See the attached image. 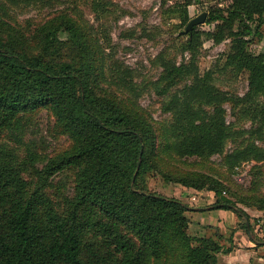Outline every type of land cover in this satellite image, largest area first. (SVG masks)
Returning <instances> with one entry per match:
<instances>
[{
	"label": "trees",
	"instance_id": "obj_1",
	"mask_svg": "<svg viewBox=\"0 0 264 264\" xmlns=\"http://www.w3.org/2000/svg\"><path fill=\"white\" fill-rule=\"evenodd\" d=\"M53 2L0 0V135L18 133L20 143L33 116L47 111L56 132L69 140L47 156L34 150L21 156L0 142V264H218L219 253L231 246L224 249L217 233H189L187 211L193 208L151 190L146 174L153 168L170 183L212 191L214 202L202 209L233 211L232 233L240 229L264 245L239 205L264 210L258 190L264 147L257 142L264 141V51L248 49L251 39L262 37L264 0H221L205 20L212 30L194 26L181 34V61L159 55L155 88L166 98L162 112L171 116L163 129L138 103L133 71L115 58L108 31L69 7L27 27L11 12ZM191 3L171 10L179 11L183 25ZM92 7L104 13L108 1L93 0ZM203 36L215 44L230 41L223 65L247 71L244 94L219 88L213 70H200ZM227 106L251 126L235 128ZM229 140L234 147L227 151ZM216 154L226 168L218 176L177 174L169 166ZM247 161L255 164L243 188L230 174ZM64 174L71 177V192L56 182Z\"/></svg>",
	"mask_w": 264,
	"mask_h": 264
},
{
	"label": "rangeland",
	"instance_id": "obj_2",
	"mask_svg": "<svg viewBox=\"0 0 264 264\" xmlns=\"http://www.w3.org/2000/svg\"><path fill=\"white\" fill-rule=\"evenodd\" d=\"M107 1L109 6L108 11L104 13L99 12L98 14L92 7L93 0H54L51 5L15 6L11 12L13 13V18L20 25L27 27L28 24H37L55 10L69 7L73 8L72 12L74 14L81 15L90 24H93L96 29L108 31L112 44L111 50H113L115 58L130 67L133 71V81L136 85L135 91L138 103L151 114L155 126L163 129L170 123L171 116L162 112L161 106L166 98L164 99L158 93V89L155 88L156 80L162 70L158 57L159 55H163L167 58H176L178 61L182 60L178 43L180 40L186 38V35H181L180 32L185 29L187 24H181L179 11L172 12L171 10L174 7L178 9L179 6L185 4L188 0ZM191 2V5L188 6L190 19L203 11L209 12L210 7L220 4L221 0H191ZM197 28L210 31L214 28V24L205 22L198 25ZM262 32V37H255L249 41L248 49L250 51H264V26L262 27ZM203 40L204 43L199 57L200 70L202 72L213 70L214 83L219 88L240 95L244 94L248 89L247 71L236 72L230 68H225L223 65L224 55L230 50V41L225 40L219 44H215L208 36H203ZM108 51L109 49H107ZM227 109L229 113L227 120L233 122L235 128H249L251 126V122L248 119L242 117L236 118L231 114L229 106H227ZM25 130L24 134L20 133V143L16 138V134L18 133H11L9 130L1 133L0 142H5L8 146L15 147L21 156H24L28 150H34L44 156L52 155L69 143V140L65 136H61L56 132L53 117L47 111H41L34 115ZM257 142L264 147V141ZM233 147L234 143L229 140L226 143L225 149L229 151ZM221 162L222 156L216 154L211 156L207 161L199 157H190L185 160L174 161L169 166L173 167V170L177 167L175 171L177 174L194 171L218 176L217 170H226L220 164ZM253 164H255L254 161L243 162L236 172L230 174L233 184L248 188L253 176V173L250 171ZM261 168L262 174L259 175L261 182L258 190L264 192V164ZM56 180V182H65L66 191L71 192V177L64 174L58 176ZM146 180L148 187L158 193L174 192L167 191L166 184L177 186L175 182L170 183L164 179L163 174L154 168L148 171ZM189 190L191 193H186V198H188L189 204L192 206L198 203L203 204L211 197L210 194L199 195L194 189ZM51 192L54 191L51 190ZM227 194L229 195V193ZM239 205L250 214L255 234L260 241H263L264 210L247 207L242 203H239ZM209 210L212 209H190L187 212H197L198 222L208 224L212 223V219L207 214ZM235 218L237 220L236 215ZM189 227V233L193 234L194 230L191 226ZM224 229L226 230V235L222 238L220 236V240L223 243L224 249L231 246L232 250L219 253L218 264H248L250 262L264 264V245L248 241V235L244 231L239 230L240 232L236 234V232L232 233L234 228L230 226L224 227Z\"/></svg>",
	"mask_w": 264,
	"mask_h": 264
},
{
	"label": "crops",
	"instance_id": "obj_3",
	"mask_svg": "<svg viewBox=\"0 0 264 264\" xmlns=\"http://www.w3.org/2000/svg\"><path fill=\"white\" fill-rule=\"evenodd\" d=\"M170 185L171 184H169V185L166 184V187L168 188L167 191H172V192L174 191L175 193L174 192L173 193H165V195L174 196L176 198L181 199L183 202L187 203L190 206V208H193L196 210L202 209V208H207L215 200L214 193L212 191L197 190V189H194L192 187H187L185 185L178 184V183H176L177 186H170ZM189 189H194L195 192L199 195H209L210 194L211 197H210V199L208 198V201L204 202L203 204L198 203V204L192 206L191 204H189L188 198H186V193L187 194L191 193V191ZM161 193L164 194L163 192H161ZM196 198H197V196H196ZM207 212L206 213L212 219V223H208V224H205L203 222L200 223L197 220L198 219L197 212H195V211L194 212L193 211L187 212V215L190 218V225L189 226H191L192 229L194 230V232H193L194 235H197V236H215V234L217 233L222 238L224 235H226V230L224 229V227L230 226L232 228H235L237 220L235 218L233 211L226 210V209H212V210H209ZM214 229L217 231L216 233H215ZM239 230L240 229L235 231L236 234H238L240 232ZM233 238H235V236H233ZM248 241L252 242L249 238H248ZM220 242H221V240H220Z\"/></svg>",
	"mask_w": 264,
	"mask_h": 264
},
{
	"label": "water",
	"instance_id": "obj_4",
	"mask_svg": "<svg viewBox=\"0 0 264 264\" xmlns=\"http://www.w3.org/2000/svg\"><path fill=\"white\" fill-rule=\"evenodd\" d=\"M207 17H208V12L203 11L197 16L191 18L189 22L187 23V25L185 26V29L182 30L180 34L187 33L191 30L192 27L205 23V20Z\"/></svg>",
	"mask_w": 264,
	"mask_h": 264
},
{
	"label": "built area",
	"instance_id": "obj_5",
	"mask_svg": "<svg viewBox=\"0 0 264 264\" xmlns=\"http://www.w3.org/2000/svg\"><path fill=\"white\" fill-rule=\"evenodd\" d=\"M236 169L238 170L239 168H238V167H236ZM224 193H225V191H224Z\"/></svg>",
	"mask_w": 264,
	"mask_h": 264
}]
</instances>
